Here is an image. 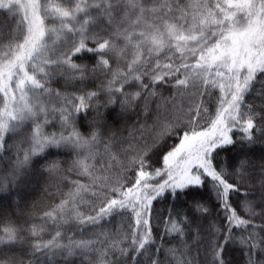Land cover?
Here are the masks:
<instances>
[{
	"label": "snow or ice",
	"instance_id": "snow-or-ice-1",
	"mask_svg": "<svg viewBox=\"0 0 264 264\" xmlns=\"http://www.w3.org/2000/svg\"><path fill=\"white\" fill-rule=\"evenodd\" d=\"M90 9H96V14ZM0 17V153L10 150L6 148L8 135H16L28 122L33 125L27 140L17 146L15 171L0 177V192L19 181V170L31 164L33 158L71 149L77 157L73 166L92 183L74 181L75 189L43 218L53 223L74 220L79 225L97 226L116 212H130L131 246L121 248V254L126 256L134 249V264L140 256L151 264H160L149 250L154 243L150 226L153 201L166 193L173 199L189 195L195 198L207 185L225 211L229 225L224 242L218 247L216 242L213 244L212 264H227L223 253L234 240L232 229L252 225L241 211L257 215L251 201H241L238 209L231 203V196L241 194L246 157L257 139L254 132L264 135V127L256 125V119H264V113L245 104L246 96L256 91L257 85L260 88L256 95L264 97V0H0ZM78 60L95 62L89 68ZM101 75L106 79L99 90L80 89L79 95L61 93L49 86L57 76L84 84L90 76ZM160 85L174 88L173 98L183 97L189 89L200 97L218 89L215 113L201 99L187 112L177 109L170 117L158 118L153 125L156 139L150 146L129 144L116 153L112 151L114 139H110L103 144L105 164L98 150L102 143L99 105L92 121L94 130L88 136L76 126L79 114L94 107L93 101L101 94L109 97L106 108L117 102L127 107L143 98L147 111L149 101L161 95L157 90ZM133 86L136 91L125 90ZM57 114L60 132L46 134L45 128ZM202 118L204 124L200 123ZM236 131L241 133L239 139L233 136ZM173 138L179 142L162 151ZM25 142L27 148L22 147ZM221 152L232 153L225 156L222 167L217 162ZM121 154L124 159H120ZM98 157L105 175L95 174ZM153 163L162 167L153 168ZM57 168L54 161L47 171L55 172ZM113 168L118 169L115 175L111 174ZM97 185L101 191H92L91 195L103 193L107 202L95 215L85 216L79 211L87 203L82 193ZM194 210L202 215L208 212L200 201H196ZM187 223V214H173L169 209L165 233L183 236ZM213 230L220 233L218 228ZM21 231L15 226L0 228V248L21 242ZM41 232L32 226L33 237ZM101 235L103 239L65 245L57 243L61 237L58 231L51 240H37L32 247L35 252L67 248L71 253L72 249L103 245L109 237ZM255 235L249 233L238 239L249 247L250 256L252 250L264 244V238L253 242ZM128 239L125 235L111 246L118 247ZM170 251L175 255V249ZM106 255V251L101 254ZM0 264H16V258L7 257ZM178 264L191 262L180 260Z\"/></svg>",
	"mask_w": 264,
	"mask_h": 264
},
{
	"label": "trees",
	"instance_id": "trees-1",
	"mask_svg": "<svg viewBox=\"0 0 264 264\" xmlns=\"http://www.w3.org/2000/svg\"><path fill=\"white\" fill-rule=\"evenodd\" d=\"M94 2L95 0H89V3ZM90 11L93 15L97 12L96 9H90ZM0 19H3V17H0ZM49 26L52 25L49 24ZM85 62L91 68L95 61H77V63ZM105 79L106 77L102 75L98 77L90 76L84 84H81L77 81L67 80L65 76H57L50 82L49 86L61 93H76L79 95L80 89L85 92L99 90ZM261 79L264 80V77H261ZM259 88L260 86L257 85L256 91ZM125 90L133 92L137 88L133 86ZM157 90L161 95L149 101L147 111L145 110V100L143 98L136 104L127 107H121L120 103L117 102L115 105H109L106 108L104 105L107 104L109 97L101 94L93 101L94 107L90 108L86 114H79L76 126L83 135L88 136L94 130L92 121L96 117V105H99V111L102 113L100 125L102 143L99 145L98 150L105 164H107V157L104 156L103 144L109 142L110 139H114L112 151L116 153H121V150L128 148L129 144L140 148L150 146L156 139L153 125L158 118L170 117L177 109L187 112L190 105L199 103L201 99H203L204 106L214 114L220 97L218 89L211 90L210 95L206 93L203 97H200L198 93L192 95L193 90L189 89L183 97L177 95L175 98H173V94L176 90L170 85H160ZM256 91L246 96L245 104L251 105L257 113H264V97L256 95ZM164 101L170 102L164 103ZM158 104L161 105L159 109L157 108ZM200 123L204 124L205 119L202 118ZM256 125L257 128L264 127V119L258 117ZM32 127V123L28 122L16 135L10 134L6 137V148L10 150L0 153V177L9 176L15 171L17 146L21 144V141L27 140ZM60 130L57 114L55 121L45 128V133H59ZM240 135L239 131L233 133L236 139H239ZM254 135L257 139L255 144L250 146L251 150L246 157L248 166L241 186V194H232L231 203L239 209L240 202L247 199L252 202L253 211L257 215L252 216L241 211V215L245 219H250L252 225L247 229H232L234 240L228 243L223 253L227 264H250V258L252 264H264V250H262L264 244L260 248L252 250L250 256L249 247L238 242L241 236L248 237L249 233L256 234L253 242L264 238V186H262L264 185V135L258 132H254ZM178 142L174 138L168 140L162 151H168ZM22 147L27 148L28 144L25 142ZM231 154L221 152L217 156L218 166L222 167L225 156H231ZM22 157L23 152L21 151L20 158L22 159ZM101 157L97 158L96 175L107 174L100 170ZM75 159H77L76 153L71 149H62L42 158H33L31 164L19 170V181L7 191L0 192V228L15 226L22 229L19 233L21 242L10 247L0 248V260L15 256L16 264H19L20 260H23V264H134L133 256H136L134 249L129 251L126 256H123L120 251L121 248L131 246L130 226L133 225V219L130 212H116L111 217L101 221L97 226L79 225L74 220L66 224L59 220L53 223L51 220L43 218L45 212L59 204L70 191L75 189L74 181L91 185V178L80 175L79 169L73 166ZM120 159H124L122 154ZM155 159L156 157H153V161ZM54 161L58 164L57 170L55 172L47 171L48 165ZM155 167H162V164L153 163V168ZM117 172L118 169L113 168L111 174L115 175ZM128 175L132 176L133 174L129 173ZM156 182H160L159 178ZM111 186L113 185H108V187ZM92 191L100 192L101 190L97 185L93 186L89 192L82 193L83 200L87 203L83 204L79 211L85 216L95 215L99 207L107 202L103 193L92 196ZM103 191L106 192L107 189ZM243 193L248 195L244 196ZM196 201H200L208 208L206 214L202 215L194 210ZM77 203L80 202L77 201ZM169 209L173 210V214L176 211L180 212L181 215L187 214L189 223L185 226L183 236L165 233V218L169 216ZM69 215H72V213L69 212ZM34 225L38 231L42 229L38 237L31 235V229ZM150 226L154 243L149 250L152 258L159 260L160 264H178L180 260L190 261L191 264H212L213 244L216 242L218 247L219 244L223 243L224 235L229 230L226 213L207 185L204 189L199 190V195L195 198L189 195L173 199L170 193L157 198L153 201ZM214 227L220 229L219 234L213 230ZM58 231L61 233V237L57 243L65 245L69 244L70 241L103 239L102 233H106L109 239L103 245L96 244L91 249H72L71 253L67 248L35 252L32 245L37 240L47 242ZM125 235L129 237L128 241L115 248L111 246L114 241L123 239ZM157 248L161 250L157 252ZM172 249L176 250L175 255L170 251ZM105 251L107 255L102 257L101 254ZM135 264H151V261L144 256H140Z\"/></svg>",
	"mask_w": 264,
	"mask_h": 264
}]
</instances>
